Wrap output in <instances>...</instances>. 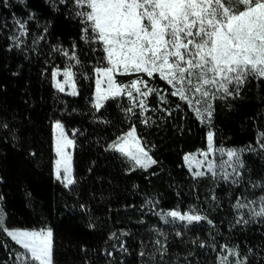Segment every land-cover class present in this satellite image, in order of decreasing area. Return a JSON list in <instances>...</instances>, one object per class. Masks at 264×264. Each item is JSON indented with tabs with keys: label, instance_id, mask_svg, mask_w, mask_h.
I'll use <instances>...</instances> for the list:
<instances>
[{
	"label": "trees",
	"instance_id": "trees-1",
	"mask_svg": "<svg viewBox=\"0 0 264 264\" xmlns=\"http://www.w3.org/2000/svg\"><path fill=\"white\" fill-rule=\"evenodd\" d=\"M10 2V8L0 7V18L8 22V28L0 32V123L8 124L7 130L0 129V206L8 225L50 226L54 232L55 264H186L184 257L189 251L194 253L188 257L191 264H214L215 253L210 248L201 250L189 243V238L197 235L207 240L209 232L220 244H240L242 252L252 247L250 264H264L260 259L264 256V227L251 224L228 228L233 219L229 197L234 198L243 189H230L223 182L217 185L208 177L193 180L183 166L185 153L206 147L208 128L183 105L182 111H174L166 122L158 120L151 127H144L138 117L134 118L139 133L155 146L151 154L158 163L147 171L129 173L121 158L105 151L107 143L128 127L115 102L96 113L112 121L105 125L94 120L89 81H78V97L59 93L52 86V66L62 68L65 61L59 54H49L50 45L60 43L70 48L75 40L85 64L93 59L79 42L78 20L70 18L64 5L54 12L47 0H27L26 5ZM28 12H34L41 24L49 22L47 39L41 42L38 53L9 50L12 15L25 18ZM29 29L31 40V33L36 31L34 22ZM154 83L167 90L159 79ZM169 100L173 107L180 103L176 98ZM150 103H157L155 96ZM57 119L66 128L83 133L77 136L74 151L78 183L68 189L53 175L51 125ZM212 128L218 146H255L257 136L264 132V81L258 83L250 77L237 99L217 100ZM32 152L36 155H30ZM243 159L246 179H264V152L246 153ZM213 192L218 204L211 199ZM147 199L156 203L157 211L177 206L187 210L195 205L216 222L222 236L203 223L197 231L177 237L175 231L180 230V225L163 224L144 207ZM154 229L167 235L168 252L163 258L155 252L152 242L157 238L163 242L164 238L158 237ZM8 243L16 247L10 240ZM121 244L126 250L120 249ZM142 250L143 257L139 255ZM106 252H114V256L109 258ZM0 260H7L3 248Z\"/></svg>",
	"mask_w": 264,
	"mask_h": 264
},
{
	"label": "snow or ice",
	"instance_id": "snow-or-ice-1",
	"mask_svg": "<svg viewBox=\"0 0 264 264\" xmlns=\"http://www.w3.org/2000/svg\"><path fill=\"white\" fill-rule=\"evenodd\" d=\"M16 3L26 5L27 0ZM47 3L54 12L64 5L70 18L78 20L79 42L93 58L90 66L86 65L75 40L70 48L60 43L50 45L49 54H59L65 61L62 68L52 66V86L59 93L78 97V81H89L94 120L111 124V120L97 117L96 113L106 110L109 102H115L128 123L126 130L107 143L105 151L121 158L129 173L137 169L147 171L158 163L151 154L155 146L139 133L134 118L138 117L144 127H151L158 120L166 122L174 111H182L183 105L208 128L206 147L185 153L183 166L193 180L210 177L217 185L223 182L230 189H243L234 198L229 197L233 213L229 230L251 224L264 227V179H246L243 159L245 153L264 152V132L257 136L255 146L225 147L216 144L212 128L217 100L237 99L250 77L258 83L264 81V0H71L70 3L47 0ZM11 6L10 0H0V7ZM33 22L36 31L29 40V24ZM11 24L9 50L38 53L41 42L47 39L49 22L41 24L34 12H28L25 18L13 14ZM7 28V20L0 18V32ZM156 79L164 83L166 91L156 86ZM154 96L157 103L152 105L150 98ZM169 97L180 103L173 107ZM0 129H8L6 121L0 123ZM51 131L54 179L68 189L78 183L74 151L78 147L77 136L83 133L80 129L66 128L59 119L53 121ZM211 199L218 204L215 192ZM144 207L165 225L179 224L177 237L197 231L202 222L222 236L216 222L195 205L187 210L177 206L157 211L156 203L147 199ZM153 231L164 238L163 242L159 238L152 242L155 252L163 258L168 252L167 235L158 229ZM112 235L114 238L115 233ZM9 240L16 247H10ZM189 243L201 250L210 248L215 253L214 264H250L254 255L252 247L242 252L240 244L218 243L212 232L207 240L197 235L190 237ZM119 247L126 250L123 244ZM0 248L7 253V260H0V264H55L53 229L9 226L2 206ZM193 254L189 251L184 257L186 264H191L188 257ZM105 255L111 258L114 252ZM139 255L143 257L145 252L142 250ZM260 259L264 260V256Z\"/></svg>",
	"mask_w": 264,
	"mask_h": 264
},
{
	"label": "rangeland",
	"instance_id": "rangeland-1",
	"mask_svg": "<svg viewBox=\"0 0 264 264\" xmlns=\"http://www.w3.org/2000/svg\"><path fill=\"white\" fill-rule=\"evenodd\" d=\"M59 79H61V80H62V79H63V77L61 76V77H59ZM66 91H70V89H67ZM65 94H66V93H65ZM245 154H246V153H245ZM245 154H244V155H245ZM208 178H210V177H208ZM212 180H213V179H212ZM215 183H216V182H215ZM220 183H221V182H220ZM163 224H164V223H163ZM202 224H203V222H202ZM167 225H172V224H171V223H169V224H167Z\"/></svg>",
	"mask_w": 264,
	"mask_h": 264
}]
</instances>
